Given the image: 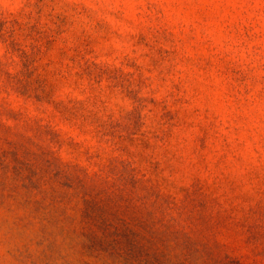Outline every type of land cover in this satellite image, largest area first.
I'll return each mask as SVG.
<instances>
[{
	"label": "rangeland",
	"instance_id": "obj_1",
	"mask_svg": "<svg viewBox=\"0 0 264 264\" xmlns=\"http://www.w3.org/2000/svg\"><path fill=\"white\" fill-rule=\"evenodd\" d=\"M0 264H264V0H0Z\"/></svg>",
	"mask_w": 264,
	"mask_h": 264
}]
</instances>
